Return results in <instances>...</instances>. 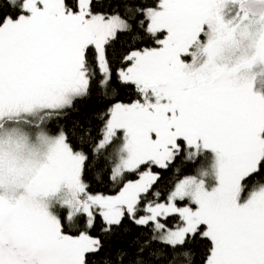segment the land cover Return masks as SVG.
<instances>
[{
  "label": "snow or ice",
  "instance_id": "snow-or-ice-1",
  "mask_svg": "<svg viewBox=\"0 0 264 264\" xmlns=\"http://www.w3.org/2000/svg\"><path fill=\"white\" fill-rule=\"evenodd\" d=\"M0 264H264V0H0Z\"/></svg>",
  "mask_w": 264,
  "mask_h": 264
},
{
  "label": "trees",
  "instance_id": "trees-1",
  "mask_svg": "<svg viewBox=\"0 0 264 264\" xmlns=\"http://www.w3.org/2000/svg\"><path fill=\"white\" fill-rule=\"evenodd\" d=\"M202 162L205 163V164H209L210 163V158H208L207 154H205V156L203 157V161ZM177 163H179V162H177ZM99 190L103 191L104 190V186H100Z\"/></svg>",
  "mask_w": 264,
  "mask_h": 264
},
{
  "label": "rangeland",
  "instance_id": "rangeland-1",
  "mask_svg": "<svg viewBox=\"0 0 264 264\" xmlns=\"http://www.w3.org/2000/svg\"><path fill=\"white\" fill-rule=\"evenodd\" d=\"M207 156H208V158H210V163H211V154H207Z\"/></svg>",
  "mask_w": 264,
  "mask_h": 264
}]
</instances>
